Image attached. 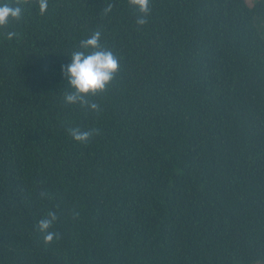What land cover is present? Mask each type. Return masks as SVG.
<instances>
[{
  "label": "trees",
  "instance_id": "1",
  "mask_svg": "<svg viewBox=\"0 0 264 264\" xmlns=\"http://www.w3.org/2000/svg\"><path fill=\"white\" fill-rule=\"evenodd\" d=\"M264 264V0H0V264Z\"/></svg>",
  "mask_w": 264,
  "mask_h": 264
},
{
  "label": "rangeland",
  "instance_id": "2",
  "mask_svg": "<svg viewBox=\"0 0 264 264\" xmlns=\"http://www.w3.org/2000/svg\"><path fill=\"white\" fill-rule=\"evenodd\" d=\"M249 4L253 5L257 0H247ZM260 264V263H258Z\"/></svg>",
  "mask_w": 264,
  "mask_h": 264
}]
</instances>
